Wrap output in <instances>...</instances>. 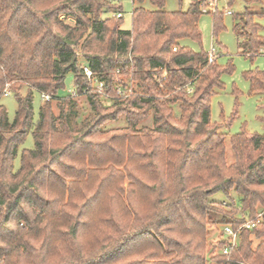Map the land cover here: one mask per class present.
I'll list each match as a JSON object with an SVG mask.
<instances>
[{
	"label": "trees",
	"instance_id": "obj_1",
	"mask_svg": "<svg viewBox=\"0 0 264 264\" xmlns=\"http://www.w3.org/2000/svg\"><path fill=\"white\" fill-rule=\"evenodd\" d=\"M143 1L132 0L125 29L120 0H0V99L9 86L17 100L13 119L0 103V264H224L222 252L207 256L212 226L238 228L264 209V133L232 135L228 162L226 133L212 123V97L233 66L180 43L202 45L201 0L172 12L165 0H151L154 10ZM245 1L262 4L234 17L241 52L253 57L264 49L256 20L264 0ZM214 14L216 33L223 13ZM84 66L116 99L114 111L102 113ZM70 72L95 112L79 128L71 124L76 99L57 95ZM245 77L251 94L264 93L263 70ZM34 90L51 96L36 122ZM120 113L127 126L104 130ZM150 114L153 125L138 127ZM30 131L34 148L21 150L16 169ZM231 190L239 205L210 198ZM88 229L91 252L78 245ZM226 264H264V214L241 230Z\"/></svg>",
	"mask_w": 264,
	"mask_h": 264
},
{
	"label": "rangeland",
	"instance_id": "obj_2",
	"mask_svg": "<svg viewBox=\"0 0 264 264\" xmlns=\"http://www.w3.org/2000/svg\"><path fill=\"white\" fill-rule=\"evenodd\" d=\"M123 7V25L122 28L129 29L131 27V12L134 7L132 0H120ZM192 0H165V10L177 11L187 10ZM142 6L148 10H154L155 6L151 0H144ZM201 7L203 14L199 20V28L202 33V45L191 39H183L180 41L181 45L187 46L194 51H209L212 46L216 48L217 61L223 67L233 66L231 72L226 71L222 75L224 87L218 90L211 100V118L212 123L220 124V131L226 133V155L228 162L233 159V152L230 144V137L241 130L245 129L251 133H264V93L251 94L250 82L245 77V73L249 70H263L264 71V49H261V53L253 57L246 56L241 52L239 46V37L234 31L235 14L245 11L246 9L251 11H258L262 8L261 2H246L245 0H201ZM231 11L232 13H228ZM216 12L222 14V28L216 33L213 30V23ZM109 14L104 13L103 16ZM64 17V16H63ZM61 17L62 19H64ZM256 20L261 25V33L264 35V16L257 17ZM81 63H85L81 59ZM96 80L99 78L96 77ZM97 83H94L91 92L101 95V99L104 100V105L107 109L102 113H109L114 111L113 104L116 99L112 98L105 89L103 93L96 90ZM75 81L73 73H68L64 79V85L58 90L57 95L60 97H68L75 88ZM28 87L23 86L20 90L25 94ZM8 96H2L0 103L3 104L10 119H13L17 110V100L14 96V91H11ZM237 92V93H236ZM77 101V105L74 108V112L71 115V124L74 128L81 127L84 123L91 120L95 115L93 108L90 105L86 94L74 96ZM41 92L34 90L33 92V106H34V122L38 120L39 110L44 103ZM53 109L58 113L57 100H52ZM175 110V116H179L178 105H173ZM128 122L125 113L118 114L116 119L109 120L103 125L104 130H121L127 126ZM153 125V118L150 114L144 120L139 123L138 127L146 126L151 127ZM35 142L32 131H30L23 144L20 146L18 156L15 159V168L20 166L21 150L34 148ZM240 195L235 191H230V197L225 196L219 192L212 195L210 198L215 201L227 203L228 205L232 201H236L239 205ZM224 225L212 226V233L210 235L207 256L209 259H213L221 253L219 241L224 237L223 235ZM88 230H85L79 238L78 245L86 252L94 251L97 247L96 237ZM46 256V255H45ZM59 259V255L51 252L48 261H56ZM46 263V261H45ZM22 264H32L25 262ZM48 264V263H47ZM207 264H215L213 261H209Z\"/></svg>",
	"mask_w": 264,
	"mask_h": 264
},
{
	"label": "built area",
	"instance_id": "obj_3",
	"mask_svg": "<svg viewBox=\"0 0 264 264\" xmlns=\"http://www.w3.org/2000/svg\"><path fill=\"white\" fill-rule=\"evenodd\" d=\"M228 13H232L231 11H227ZM118 16H121V14H118ZM174 50H176V48H174ZM216 48L214 46L211 47V49L208 52V59L209 62H212L213 60H215L217 58V54H216ZM84 74L86 75V77L91 81L92 86L94 83H97L96 85V90L100 93H103V89H104V83L103 82H99L98 80H96V76L94 75V73L92 72V70L88 67V66H84ZM75 89L73 91H71L70 97H74L77 96V91H76V87H74ZM123 89L119 88V92L122 93ZM85 91H88L87 89ZM10 88L9 86L6 87L3 96H8L10 94ZM42 98L46 101L51 100V96L45 93H41ZM79 95V94H78ZM264 214V209L259 211L255 217L251 218V217H247L245 219V221L241 224V226H239L238 228H234L232 225H224L223 228V233H224V237L226 239V243L224 244L221 252L227 256L226 262L224 264H226L229 260H230V256L233 252L234 249H236L238 247L239 241H240V232L243 228H247V229H251L253 227H255L259 222H261V219L263 217Z\"/></svg>",
	"mask_w": 264,
	"mask_h": 264
}]
</instances>
